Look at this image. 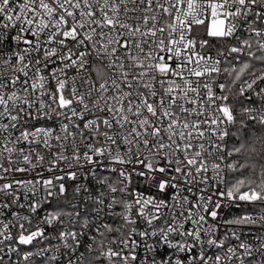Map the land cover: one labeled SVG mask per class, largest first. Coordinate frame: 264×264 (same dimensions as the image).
Returning a JSON list of instances; mask_svg holds the SVG:
<instances>
[{
    "label": "snow or ice",
    "instance_id": "1",
    "mask_svg": "<svg viewBox=\"0 0 264 264\" xmlns=\"http://www.w3.org/2000/svg\"><path fill=\"white\" fill-rule=\"evenodd\" d=\"M0 264H264V0H0Z\"/></svg>",
    "mask_w": 264,
    "mask_h": 264
}]
</instances>
